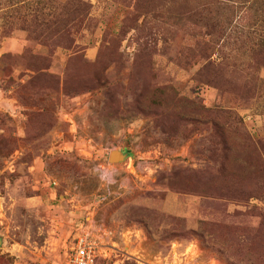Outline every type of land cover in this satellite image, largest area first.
I'll return each mask as SVG.
<instances>
[{
    "label": "rangeland",
    "instance_id": "obj_1",
    "mask_svg": "<svg viewBox=\"0 0 264 264\" xmlns=\"http://www.w3.org/2000/svg\"><path fill=\"white\" fill-rule=\"evenodd\" d=\"M65 1L0 0V264H264V0Z\"/></svg>",
    "mask_w": 264,
    "mask_h": 264
},
{
    "label": "built area",
    "instance_id": "obj_2",
    "mask_svg": "<svg viewBox=\"0 0 264 264\" xmlns=\"http://www.w3.org/2000/svg\"><path fill=\"white\" fill-rule=\"evenodd\" d=\"M91 230L86 228L78 234L61 264H95L98 257L104 255L107 247L104 235L99 233V236H95L94 233L98 232Z\"/></svg>",
    "mask_w": 264,
    "mask_h": 264
},
{
    "label": "trees",
    "instance_id": "obj_3",
    "mask_svg": "<svg viewBox=\"0 0 264 264\" xmlns=\"http://www.w3.org/2000/svg\"><path fill=\"white\" fill-rule=\"evenodd\" d=\"M37 7L32 13H28V17L31 22H34L32 29L37 30L39 26V20H37ZM87 12V4L81 0H66L65 4H63V23L60 29L62 38L64 40H71L72 29L78 25L83 17L86 16ZM25 15V14H24ZM25 18V17H22ZM33 20V21H32Z\"/></svg>",
    "mask_w": 264,
    "mask_h": 264
},
{
    "label": "water",
    "instance_id": "obj_4",
    "mask_svg": "<svg viewBox=\"0 0 264 264\" xmlns=\"http://www.w3.org/2000/svg\"><path fill=\"white\" fill-rule=\"evenodd\" d=\"M126 157V154L120 150H111L108 156V161L121 158L122 160Z\"/></svg>",
    "mask_w": 264,
    "mask_h": 264
}]
</instances>
